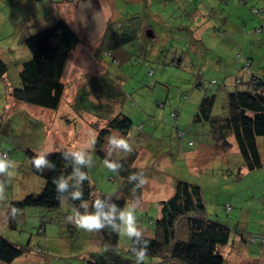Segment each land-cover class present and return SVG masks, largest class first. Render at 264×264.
Segmentation results:
<instances>
[{
	"label": "rangeland",
	"instance_id": "rangeland-1",
	"mask_svg": "<svg viewBox=\"0 0 264 264\" xmlns=\"http://www.w3.org/2000/svg\"><path fill=\"white\" fill-rule=\"evenodd\" d=\"M253 7L263 11L254 14ZM59 17L71 24L81 42L69 54L62 78L67 86L64 101L54 111L18 101L10 90L19 83L23 61L31 56L24 42L29 29L43 28ZM109 20H121L123 29L132 26L136 34L145 35L119 49L116 59L98 52ZM263 20L264 0H0V54L9 64L7 80L0 81V154L8 150L16 164L11 179L0 176L6 183V198L0 201V233L20 245H30L11 264H87L88 254L102 247L98 232L76 227V211L67 199L59 210L26 208L17 228H9L10 201L39 193L44 185V178L31 171L27 148L45 154L63 148L85 153L95 190L127 196L126 207L135 208L138 225L146 235L155 233L151 219L159 214V201L169 198L176 181L183 179L201 185L209 216L231 226L232 240L237 234L262 238L264 166L244 171L238 147L223 152L209 124L196 123L193 118L205 90L217 93L221 105L227 90L246 88L244 83L235 85L236 69L217 67L219 58L227 64L238 53H251L252 69L264 70V42L257 41L264 35L253 32L264 25ZM143 41H148L146 59L141 55ZM108 70L124 91L118 97L120 111L129 115L134 125L129 135L116 130L112 134L128 139L131 153L111 145L108 137L103 149L111 159L131 154L143 168L146 183L141 201L124 195L121 176L109 171L105 161L92 152L104 122L88 112L80 115L73 108L80 87ZM198 75L204 79L201 88ZM213 78L218 84H211ZM159 102L164 103V109L159 108ZM172 110L178 112L176 119L171 118ZM177 124L183 137L177 135ZM259 144L264 160L262 138ZM239 239L236 236L232 241L236 247L222 248L226 264H264L260 251L264 243L246 239L239 246ZM128 242L120 235L121 247H127ZM160 262L148 257L147 264H171Z\"/></svg>",
	"mask_w": 264,
	"mask_h": 264
},
{
	"label": "trees",
	"instance_id": "trees-1",
	"mask_svg": "<svg viewBox=\"0 0 264 264\" xmlns=\"http://www.w3.org/2000/svg\"><path fill=\"white\" fill-rule=\"evenodd\" d=\"M252 11L258 14L263 9L253 7ZM123 27L125 25L121 20L108 21L98 48L101 55L104 53L114 55L113 59H116L117 51L124 45L137 39L141 40L145 36L142 33L136 34L131 29L132 26L127 25L125 29ZM29 31L31 32L26 34L24 42L31 56L23 61L19 83L11 87L10 93L16 100L23 103L56 111L64 101L67 89L62 78L69 54L78 47L81 39L64 17L56 18L52 24L43 28L29 29ZM253 32L264 35V25L254 28ZM140 49L142 57L146 59L147 50L143 42H140ZM249 54L247 56L238 53L232 63L227 62V64L220 58L217 60L221 62L217 66L219 68H224L226 71L230 67L236 69L235 85L240 86L244 83L246 88L227 90L226 100L221 105H218L217 93L205 90L193 118L196 123L209 124L217 146L227 150L238 147L243 159L244 171H252L264 166L259 144V138L264 139V70L263 67L260 68L263 72L255 71L256 68L252 69L254 59L251 53ZM8 70L9 64L0 54V81L7 80ZM197 83L199 88L204 85L201 75H198ZM211 84H218V80L213 78ZM123 93L124 91L117 86L108 70L107 74L94 75L87 85L80 87L72 104L74 111L78 114L84 115L88 112L97 117L100 122H104L105 125L98 129L92 152L104 161L122 165L117 170L122 179L120 188L123 189L124 195L133 196V199L141 201L143 187L135 188L140 183V177L131 181L128 178L133 173H140L144 177L143 168L135 164L134 156L129 157L131 154L128 157L111 159L103 149L106 137L112 135L113 131L129 135L133 128L132 118L120 111L121 103L118 97L123 96ZM163 105L164 103L161 102L158 104L160 109H164ZM158 117L164 122L167 121L164 115L160 114ZM177 117L178 112L172 110L171 118ZM139 128L141 129L142 125ZM175 128L177 135L183 137L184 131L179 129L178 124ZM190 144L193 145V142L191 141ZM25 151L30 159L31 171L44 178V185L39 193H29L21 199L10 201L9 228H17L22 212L26 208L59 210L66 199L76 213L81 214L86 210L95 212L93 203L96 199L102 201L104 212H108L111 206L115 205L117 217L115 223H120L119 213L126 208L127 196L110 195L95 190L90 178L89 157L85 153L84 164H78L73 155L74 152L66 148L46 153L45 160L54 167L45 166L41 173L31 163L37 152L32 148H27ZM5 153L6 157H10L8 150L2 152V154ZM80 173L86 174L87 178L80 181ZM55 179L67 180V190L57 192L56 185L53 183ZM134 188L135 191H133ZM77 190L82 191L83 196L81 199L73 200L71 193ZM84 204L87 208L82 206ZM226 209L230 210L231 205H228ZM151 222L155 226V233L151 236L144 234L145 239L150 241L148 257L161 259L160 263L226 264L227 260L221 250L225 246H232L236 236L240 238L237 242V244L240 243L239 246H242V242H246V239L255 243L258 241L264 243V236L260 238L259 235L254 234L247 238L237 234L232 240L231 226L225 221L209 216L201 185L183 179L176 181L175 191L169 198L159 201V214L155 219H151ZM40 231L42 232V229ZM98 238L102 247L88 254L87 264H136L135 257L130 251L132 241L129 240L127 247H121L120 235L110 228L98 231ZM29 248V244L20 245L0 233V264L13 263ZM260 251L264 255V246ZM249 254L251 255L250 250Z\"/></svg>",
	"mask_w": 264,
	"mask_h": 264
},
{
	"label": "clouds",
	"instance_id": "clouds-1",
	"mask_svg": "<svg viewBox=\"0 0 264 264\" xmlns=\"http://www.w3.org/2000/svg\"><path fill=\"white\" fill-rule=\"evenodd\" d=\"M108 142L115 146L116 148L123 149L125 153L132 152V146L129 144L128 139L119 136V135H110L108 137ZM45 153L38 152L31 160L33 167L38 171H43L45 166L54 167V165H49L45 160ZM75 160L78 164H84L85 154L82 151H76L73 153ZM105 167L111 172H117L122 165L118 163H113L105 160ZM15 162L6 157L5 154H0V176L8 177L11 179L13 177V169H15ZM140 177V183L135 186V188H142L146 183V178L140 173H133L129 176V181L135 180ZM87 176L84 173L79 174V180L82 181L86 179ZM53 183L56 185L57 192H63L68 188V182L65 179L54 180ZM135 188L133 191H135ZM6 192V183L4 180H0V201L5 200ZM83 192L80 190L73 191L71 197L73 200L81 199ZM59 199V198H58ZM63 202V200H61ZM87 208V205H82ZM93 207L96 209L95 212H88L87 210L84 213H75L74 223L77 228L83 229L87 232H98L104 230L105 228H110L113 232L121 236H126L130 241H132V246L130 251L135 257L136 264H147L148 261V248L150 241L145 239L144 232L141 230V227L138 225L137 217L135 214V208L132 206H127L124 210L119 213V224H116L117 219L116 206L112 205L108 212L102 211L103 203L99 199H96L93 203ZM13 215L15 213L13 212ZM72 219L71 217L69 218Z\"/></svg>",
	"mask_w": 264,
	"mask_h": 264
},
{
	"label": "crops",
	"instance_id": "crops-1",
	"mask_svg": "<svg viewBox=\"0 0 264 264\" xmlns=\"http://www.w3.org/2000/svg\"><path fill=\"white\" fill-rule=\"evenodd\" d=\"M245 25H247V23L245 22L244 23V26ZM150 38H155V35H154V37H150ZM197 40H200V38H197ZM260 44H262V42H264V38H259L258 40H257ZM143 43H144V46L146 47L147 45H148V41H143ZM147 56H148V52H147ZM150 57H151V54H150ZM258 71H262V70H258ZM263 72V71H262ZM264 140V139H263ZM231 149H233V148H231ZM230 150V149H229ZM226 151V153H227V149H223V152H225Z\"/></svg>",
	"mask_w": 264,
	"mask_h": 264
},
{
	"label": "water",
	"instance_id": "water-1",
	"mask_svg": "<svg viewBox=\"0 0 264 264\" xmlns=\"http://www.w3.org/2000/svg\"><path fill=\"white\" fill-rule=\"evenodd\" d=\"M149 36H152L153 35V32L152 31H149V34H148Z\"/></svg>",
	"mask_w": 264,
	"mask_h": 264
}]
</instances>
